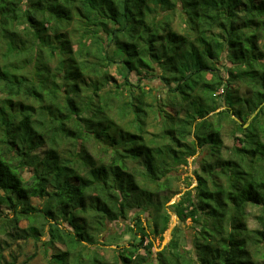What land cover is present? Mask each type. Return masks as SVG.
I'll return each mask as SVG.
<instances>
[{"label":"trees","instance_id":"trees-1","mask_svg":"<svg viewBox=\"0 0 264 264\" xmlns=\"http://www.w3.org/2000/svg\"><path fill=\"white\" fill-rule=\"evenodd\" d=\"M0 207L47 264H264V0H0Z\"/></svg>","mask_w":264,"mask_h":264},{"label":"rangeland","instance_id":"rangeland-1","mask_svg":"<svg viewBox=\"0 0 264 264\" xmlns=\"http://www.w3.org/2000/svg\"><path fill=\"white\" fill-rule=\"evenodd\" d=\"M173 28L176 30H179L181 27H179L180 23H179V18L177 15H175L174 17V22H173ZM75 48V45H74ZM221 65V66H220ZM222 65H224V61H222V63L219 64V68H222ZM226 65H228L226 63ZM110 74L112 75L113 79L116 82H120L121 81V77L116 73L114 67H112V69L110 70ZM135 78V77H133ZM155 79V78H154ZM152 79L151 81V85L154 86H158V80L157 79ZM126 94V91L124 92V95ZM159 94H162V91H159ZM229 129L228 128H224L222 130V138L223 141L225 142V144L227 146L231 145L232 143V138L229 135ZM228 131V132H227ZM99 146L95 145L94 147H91L90 150L93 154H95V152L98 150ZM39 151V153H41L44 150V147H40L39 149H37ZM198 154L196 153L193 157L189 158L187 160V164L186 166H181L179 168V172L177 174V178L174 181V185H173V189L172 190H179L181 193H178L176 195H174L170 201L166 204V206H168V214L170 215V222L168 224V229L167 231L162 235V237L160 238H154V244H153V251H158L160 250L163 246H165L171 239V235H172V230L174 228L175 225H177V219L175 217V215L172 213V209L169 208V206L174 203L177 202L180 195L182 194V192L192 189L195 186V176L193 174V170L196 168V164H195V159L198 158ZM140 169H143L142 164L139 165ZM31 172L30 170H25L24 172H22V177L25 179V181L29 178ZM176 187V188H175ZM41 200H37L34 199L32 200V204L33 205H40ZM0 212L2 213H6V210H4L3 207H0ZM9 215V214H8ZM10 216V215H9ZM131 217V214H130ZM125 225H130L131 226V220L130 221H126ZM249 226L252 228L254 226V222L251 220L249 222ZM18 228L26 230L27 232V222L25 220H21L18 224ZM185 235L189 236L191 234L192 236V230L190 229V223L189 221L185 222V224L181 225L180 228ZM124 230V223L119 222V223H112L109 227L108 230H106L104 233H102L101 235H98L97 237V243L101 244L99 252L106 255L107 257H111L113 254V250H115L117 247L120 246H127L128 243L131 241V235L130 234H123ZM47 235L44 234V236L40 237V242L38 243H34V241L31 238L26 239L25 241L23 240H19L14 238V235L11 234L10 237H7V235H2L0 236V241L3 243L2 246L4 247V244H10V247L8 250H10L13 254V256H15L16 258V262L15 264H47L48 259L50 258V254L51 251L46 254L43 250V247L41 245L42 242H44L46 240ZM56 248H62L59 245L55 246ZM190 246L187 245V248H189ZM4 256L6 258V260H9L10 257L7 256V252L4 251ZM33 256L32 259H30V261H28L27 263H25V260H27L28 257Z\"/></svg>","mask_w":264,"mask_h":264},{"label":"water","instance_id":"water-1","mask_svg":"<svg viewBox=\"0 0 264 264\" xmlns=\"http://www.w3.org/2000/svg\"><path fill=\"white\" fill-rule=\"evenodd\" d=\"M233 119H235L236 121H238V119H236L235 117H233ZM239 122V121H238ZM247 124L244 125V127L246 126Z\"/></svg>","mask_w":264,"mask_h":264}]
</instances>
